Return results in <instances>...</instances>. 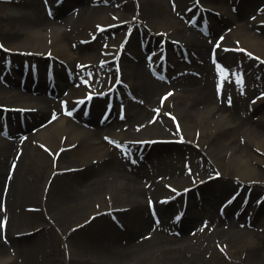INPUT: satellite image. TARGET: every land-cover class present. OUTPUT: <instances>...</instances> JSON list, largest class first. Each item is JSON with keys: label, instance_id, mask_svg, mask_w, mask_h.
I'll return each instance as SVG.
<instances>
[{"label": "bare ground", "instance_id": "obj_1", "mask_svg": "<svg viewBox=\"0 0 264 264\" xmlns=\"http://www.w3.org/2000/svg\"><path fill=\"white\" fill-rule=\"evenodd\" d=\"M13 1L20 3L17 14H13L10 10L9 14H4L8 10L0 11V22L2 20L7 22L6 28L0 25V36L3 37L1 42L10 51L11 57L21 55L26 58L32 57L30 59L36 62H43L49 60L47 57L52 56L64 60L71 67L82 59H86L87 62L95 60L105 62L107 68L118 65L120 66L117 68L118 78L124 68L126 78L136 79L133 90L142 100V104H132L133 107H130L129 115L124 120L125 123L119 121L117 117L107 128L105 127L106 129L96 120L94 114L100 103L97 102L94 106L93 98L90 102L93 104V112L91 111L89 118H84L80 113L73 115L74 118L59 117L42 128L38 126L37 131L33 133L30 130L31 126L41 125L42 123H38L41 117L47 114L52 116L58 109L56 103L43 94L47 92L48 87L40 86L35 88V91H30L29 86L27 92L18 91L11 94L12 90H8L9 88L0 82V99L15 100L19 102L17 104L19 107L39 110L35 114L26 113L32 114L34 122L29 120L25 131L17 129L12 133L14 138L10 140L0 136V155L3 157V161H0V220L1 218L6 220V236L12 246L15 245L17 252L32 248L38 241L37 236L44 230L21 239L16 238V233L12 232L16 220L21 218L22 222L26 217L25 211L18 215L14 210L31 202L33 198L36 199L37 194L36 192L32 198L28 192H25V180L20 175L21 168L31 156L40 153L45 164L51 167L50 173L63 169H71L74 172V177L67 183L60 182L67 176L65 174L55 177V180H58L56 184L53 179L49 180L53 183L47 193L45 185L40 202L45 218L52 223L55 217L60 225L73 216L78 220L88 215L82 229L74 231L75 224L66 229V235L67 233L69 235L66 242L71 252L70 264H122L127 261L129 264L130 261L138 264L150 258H154L158 264H205L207 260L204 254L208 248L197 242L203 238L207 242H212L214 237L219 243L226 244L228 250L235 246L236 241L240 242L235 253L232 254L236 257L245 255L242 258L245 264H264V204L255 216V220H260L258 225L260 231L254 233L244 224L247 218L238 212L232 211L226 219L217 217L210 203L211 199L206 196L209 192H204L202 206L200 204L190 206L191 210L180 228V234H175L173 212L171 213L175 204L165 206L161 202L162 198L159 197L168 194L166 188L170 187L169 185L180 187L188 182L189 177L181 162L182 154L176 157L167 150L160 151L158 157H154L155 152L152 151L155 148L151 150L147 147L146 152L149 151L147 158L151 163L144 165L137 161H124L117 148L110 144L116 142L126 146L125 143H129L132 146L142 141L166 139L171 142L177 141L179 147V144L187 142L192 146L194 156L191 162L197 177H210L215 172L213 169H217L215 172L217 174L224 171L223 178L227 179L224 183L214 185L212 189H209L208 185L201 189L211 190L214 196H223L232 188V179L245 182L259 181L264 186V101L261 102V106L260 104L256 106V102L250 104V101L247 104V98H242L236 91L224 93L215 87L208 42L201 41L194 30L184 23L188 16L184 4L188 0H177L176 5L174 4L176 8L174 12L168 0H126L124 4L119 0V8L122 11L116 10L119 23L115 29L121 31L126 29L125 33L119 32L122 37L125 34L121 44L127 39L126 35L131 28L129 26L132 25L134 17H137L142 20L141 26L145 24L152 29V31H144L146 36L153 31L170 32L176 39H183L190 52L194 51L198 54L194 67L196 71L201 72V75L189 72L187 75L173 79L170 85L154 80L145 72L142 65L130 64L127 56H124L123 67L118 56L101 57V50L96 43L75 46L74 40L70 42L72 34L69 33V29H76L82 24L83 19L88 20V24H93V21L97 20L96 24L111 25V23L103 24L107 21L108 12L114 8L112 4L103 5L105 0H74L73 6L67 4L64 9L55 8L51 3L54 0ZM237 1L203 0L208 5H214L215 9L223 14L221 23L224 24L221 29L214 30L219 36H222L220 34L224 33L228 24L235 25V29L227 35L228 45L224 41L222 48L224 46L237 48L234 42L240 41L242 47L250 49L261 61H264V36L253 33L257 29V23L264 22V0H240L239 3ZM259 1H263V5L256 8V3ZM160 5L164 8L162 13L160 10L163 9ZM234 6L236 13L231 11ZM250 10L257 11L258 18L249 19L246 12ZM215 19L220 20L217 17ZM16 22L21 23L20 30L14 31V34L9 36L6 31ZM137 37L145 40L141 35ZM222 48L215 50V57L221 62L222 60L228 62L232 55L224 53ZM128 50L134 55L141 53L137 52L132 41ZM23 53L32 55H23ZM4 56L5 53L0 54V75H3L5 67L8 66ZM11 60L13 67H16L18 59ZM111 60L114 64H111ZM252 65L258 75L257 83L264 85L263 66L258 67L257 62H253ZM60 72L57 92H60L62 87H71L68 83L65 84L64 72ZM5 79L10 86L15 84L10 75H5ZM167 90L175 92H167ZM75 97L87 99L91 95H69L67 97L71 102L69 108L79 105ZM161 103L165 105L164 108L155 111L156 108L161 107ZM148 115L153 116L154 122L149 121ZM178 126L181 131L177 130ZM28 133L26 139L19 138L20 135ZM33 142L43 143L46 153L40 148L39 152L35 153ZM70 148H74V152L68 156ZM253 148L255 151H251ZM197 158L201 159L200 163H197ZM94 160L98 162H93ZM64 163L66 168L61 166ZM5 168L8 170L7 174L1 179ZM44 196H47L46 201ZM155 199L160 216L159 225H154L148 207V203ZM94 201L101 207H95ZM31 206L34 205H27V207ZM127 207L131 208L132 213L127 216L125 232L109 222L99 224L101 219H106L105 211L114 209L115 212H121ZM118 214L122 216L124 213ZM91 216L95 218L87 224ZM203 223L208 224L204 230L200 228ZM242 237H246L247 241L241 240ZM12 246L10 247L8 242L2 239L0 229V264H15L11 257L14 249Z\"/></svg>", "mask_w": 264, "mask_h": 264}, {"label": "rangeland", "instance_id": "obj_2", "mask_svg": "<svg viewBox=\"0 0 264 264\" xmlns=\"http://www.w3.org/2000/svg\"><path fill=\"white\" fill-rule=\"evenodd\" d=\"M118 1L119 0H111L109 2L110 5L112 4L114 6V8L108 12L107 21L104 22V24L105 23H111V25H115L118 23L119 16L116 15L117 14L116 10L121 9L118 7V5H119ZM122 2L124 4L125 0H122ZM187 3L188 2L185 3L184 7L187 5ZM262 3H263V1H261V3L259 2L257 4L259 6ZM160 8L163 9V10H160V12L162 13V11H164V8L162 5H160ZM1 10H8L5 13L2 11L4 14H7L9 12V10H10V12L12 11L13 14H17L19 11V7L14 6L12 4H6V3L2 4L0 1V11ZM95 22H98V21L94 20L93 24H88V20L83 19L82 24H79V26L76 29L70 28L69 33L72 34L70 42H73V40H74V42H78L80 39H86V40L89 39L90 40L91 38H94L95 36H97V34H96L97 25ZM6 23L7 22L5 20H2V22H0V25L2 24L4 26V28H6L7 27V26H5ZM20 25H21L20 22L14 23L10 28L7 29V31H6L7 34L10 36V35H12V33L14 31L20 30V28H19ZM122 31H124V30H122ZM120 33H119V30H115L112 33L108 32L101 37V39H100V41H98V43H99V46L102 47L103 51H108L107 50L108 47H110L112 49V47L116 45L114 43H118L119 38L122 37V35L121 36L119 35ZM254 34L259 35V36H264L263 26H259L258 29L254 30ZM171 35H170V37H172V38L175 37V36H171ZM159 41H160V39H158V42ZM132 43L134 44V48L136 49L137 44H138L137 39L134 38ZM237 45H240V43H237ZM242 57L243 56H241V58ZM129 59L134 61L135 63L141 64V61L138 58H135V59L129 58ZM235 60L238 62L240 60V58H235ZM80 61L84 62L85 60L82 59ZM243 61H244L245 65L248 67L249 62H247V58H245ZM182 67L185 68L186 65L182 64ZM91 73L92 74L94 73V77H95L97 84L99 86L107 87L109 85V81L107 79V72H104V73L102 72V74H100L99 72L95 71V72H91ZM14 77H16V75H14ZM130 82H134L133 78L130 79ZM257 92H258V90H257ZM257 92H255L254 94H256ZM0 103L6 104L5 106L19 104V102H16L15 100L4 101L2 99H0ZM47 117H48V115H46L43 120H45ZM3 144H4V142H3ZM33 146L36 149L35 153H38L39 147L37 146L36 142H33ZM166 148L169 149L168 150L169 152L174 153L175 156L176 155L178 156L180 153H182V156L185 158L188 157L189 155L191 157L192 148L189 145L180 146L178 148L161 147L159 150H162V149L167 150ZM194 150H195V148H194ZM251 151H255L254 148H253V150L251 149ZM71 154H73V153L71 152L68 156H70ZM192 160H193V156H192ZM0 161H3V157H1V155H0ZM97 161L98 160H94L93 162H97ZM200 161H201V159L197 158V163H200ZM192 164H191V167L193 168ZM61 166L63 168L64 167L66 168L65 163ZM199 168H201V166ZM263 168H264V166H263ZM50 170H51V167L49 166V164H45L40 153L31 156L30 159L28 160V162H26V164L24 165V167L21 168V174L20 175H21V178H24V180H25L24 181L25 192H28L32 198L34 197L36 192H37V194H36V199L33 198L31 202L25 203L23 206H21V208L16 207L17 209L14 210V212L18 215L23 214V212L25 211L26 217H24L22 219V222H21V218H18L17 220L15 219L17 222L15 223L14 226H12V232H13V234L25 233L24 235H22V237H28V236L35 235L36 233L41 232L43 229L44 230L40 235L37 236L38 241L35 244H33V247L29 248L27 251H24V252L23 251L17 252L15 245L13 247L12 246L13 244L11 243V241L6 240L8 237L6 236V238H4L5 239L4 241H6V243L8 241L10 244V245L9 244L8 245L10 247L12 246V248H14L13 251L11 252V255H12L11 257L14 259L15 264H70L71 263V252H70L69 245L66 242L69 239L68 233L66 235V229L69 228L70 226L74 225V224H75V227L80 226L81 224H83L88 219V215H85L84 218L82 217L81 219H78V220H76L73 216L69 219H66L62 224L58 225V223L56 222L57 218L54 217L53 222H52L54 224H52L51 222H49V220H47L45 218V216L42 214V211H41L42 207L40 206V202H41V198H42L41 194H42L43 190H45L44 189L45 185L47 187L46 193L50 189L51 182L49 180L53 179L55 184L58 181V180H55L56 174H53V172L50 173ZM228 170H229V168H228ZM230 171H232V170L230 169ZM2 174H3V176L1 179H4V176L7 174V168H5V170L3 171ZM187 174L189 175L188 176L189 177L188 182L184 183L183 186H188L189 184H191L192 180L194 181L193 176L190 175L189 172H187ZM73 177H74V175L69 174L64 179L62 178L60 182L61 183L70 182ZM224 180L225 179H222V181H224ZM53 181H52V183H53ZM213 186H214V184H209V189L211 187L213 188ZM231 186H232V188L227 190L223 194V196H221V195H215L214 196V194H212V192H210L211 190H209V189L201 191V193L209 192L206 196L211 199L210 201H211L212 205H214V208L216 209L218 207V204H216V203L220 204L234 190L238 189V186H240V185L235 184L233 181V182H231ZM251 188L254 189V191H256V194H255L256 198L264 190V187H261V185H258L256 187H251ZM39 189H42V190L38 191ZM205 193H204V196H205ZM46 198H47V196L46 197L44 196V201H46ZM27 205H34V206H31L32 207V209H31L30 207H27ZM93 205L97 208H99V206H100V204L96 203V201L93 202ZM181 205L182 204L180 203L178 208ZM178 208H176V209H178ZM256 208L257 207H255V209ZM255 209H250L247 214L249 216L255 215V213H256ZM130 212L131 211L127 212L126 214L129 215ZM126 214H124V218H122L124 224L127 223V221H128ZM109 218L110 217L107 216L106 220H101L99 224H103L106 221L112 223V221ZM259 221H260L259 219H257V221H254V224H253L254 226L251 225L252 220L250 221L251 226L249 228L254 233L257 231L255 229L258 228ZM243 222H244V220H243ZM2 223H4V224H2ZM2 223H0V229L2 231V234L5 236L2 225L4 227H7V225H6L7 222H2ZM97 223L98 222H96L95 225H97ZM95 225H93V226H95ZM26 231H28V232H26ZM33 231H36V232H33ZM19 239H21V238H19ZM241 240L247 241V238L242 237ZM201 241H202V243H201ZM197 243L202 244L201 246L206 245L208 248V251H206L204 254V257L207 260V262L205 264H245L244 259H242L245 255H241V256L236 257L235 255L233 256V254H232V253H235L236 247L240 245V242L236 241L235 246L234 247L232 246V248H230V250H228V246L223 245V243H221V242L219 243V240L215 237L213 238L212 242H207L203 238L202 240L198 241ZM124 263L129 264L128 261L124 262ZM124 263H122V264H124ZM107 264H113V263H107ZM130 264H136V263L133 261H130ZM138 264H158V263L156 262V260L154 258H150V259H145L144 261H142Z\"/></svg>", "mask_w": 264, "mask_h": 264}]
</instances>
